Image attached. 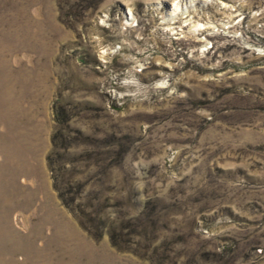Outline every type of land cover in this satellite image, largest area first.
<instances>
[{
  "label": "rangeland",
  "instance_id": "rangeland-1",
  "mask_svg": "<svg viewBox=\"0 0 264 264\" xmlns=\"http://www.w3.org/2000/svg\"><path fill=\"white\" fill-rule=\"evenodd\" d=\"M178 1L0 0V264H264V0Z\"/></svg>",
  "mask_w": 264,
  "mask_h": 264
},
{
  "label": "bare ground",
  "instance_id": "bare-ground-1",
  "mask_svg": "<svg viewBox=\"0 0 264 264\" xmlns=\"http://www.w3.org/2000/svg\"><path fill=\"white\" fill-rule=\"evenodd\" d=\"M194 0H179L171 9H170V13L168 14L170 17L173 18H177V16L183 14V13H187L189 12V10L187 9L188 5H191V3ZM184 10V11H183ZM187 16H185L184 18H186ZM130 19V18H129ZM104 52V51H103ZM102 52V53H103ZM105 53V52H104Z\"/></svg>",
  "mask_w": 264,
  "mask_h": 264
}]
</instances>
